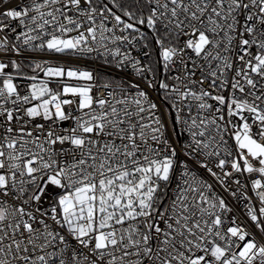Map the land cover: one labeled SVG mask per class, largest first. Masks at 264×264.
I'll return each mask as SVG.
<instances>
[{"label": "snow or ice", "instance_id": "obj_1", "mask_svg": "<svg viewBox=\"0 0 264 264\" xmlns=\"http://www.w3.org/2000/svg\"><path fill=\"white\" fill-rule=\"evenodd\" d=\"M0 264H264V0H0Z\"/></svg>", "mask_w": 264, "mask_h": 264}]
</instances>
